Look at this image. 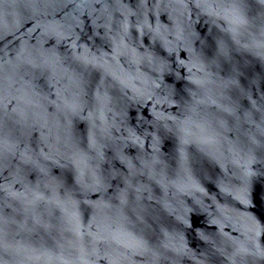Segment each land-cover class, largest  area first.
<instances>
[{"label": "water", "instance_id": "obj_1", "mask_svg": "<svg viewBox=\"0 0 264 264\" xmlns=\"http://www.w3.org/2000/svg\"><path fill=\"white\" fill-rule=\"evenodd\" d=\"M0 264H264V0H0Z\"/></svg>", "mask_w": 264, "mask_h": 264}]
</instances>
